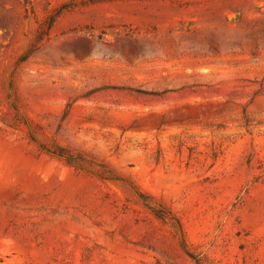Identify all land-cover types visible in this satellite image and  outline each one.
Returning a JSON list of instances; mask_svg holds the SVG:
<instances>
[{"label": "rangeland", "instance_id": "1", "mask_svg": "<svg viewBox=\"0 0 264 264\" xmlns=\"http://www.w3.org/2000/svg\"><path fill=\"white\" fill-rule=\"evenodd\" d=\"M0 264H264V0H0Z\"/></svg>", "mask_w": 264, "mask_h": 264}, {"label": "trees", "instance_id": "2", "mask_svg": "<svg viewBox=\"0 0 264 264\" xmlns=\"http://www.w3.org/2000/svg\"><path fill=\"white\" fill-rule=\"evenodd\" d=\"M55 16H57V15H55ZM52 23V19H51V21H50V23H49V25Z\"/></svg>", "mask_w": 264, "mask_h": 264}]
</instances>
